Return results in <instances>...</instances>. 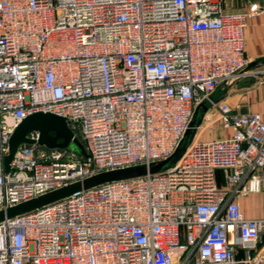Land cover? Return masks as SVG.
<instances>
[{"label":"built area","instance_id":"2783aa9c","mask_svg":"<svg viewBox=\"0 0 264 264\" xmlns=\"http://www.w3.org/2000/svg\"><path fill=\"white\" fill-rule=\"evenodd\" d=\"M260 7L220 0H0V211L94 174L173 154L196 106L249 61L243 32ZM226 138L192 139L155 173L81 190L0 222V264H264V112L225 102ZM62 117L84 146L48 149L39 131L3 158L27 116ZM216 170H223L218 184Z\"/></svg>","mask_w":264,"mask_h":264},{"label":"water","instance_id":"95a60500","mask_svg":"<svg viewBox=\"0 0 264 264\" xmlns=\"http://www.w3.org/2000/svg\"><path fill=\"white\" fill-rule=\"evenodd\" d=\"M262 61H264V59L251 61L244 67L239 69L236 74L241 75L245 72L251 71L258 63ZM238 78H240V76H235L232 79L224 80L220 84L224 86L222 92L224 93L226 91V88ZM219 86H217V88H219ZM222 98L223 95L217 92L215 93L214 91L207 100L200 102L196 106L193 117L189 122L183 137L179 141L173 154L168 158L150 163L148 165L141 164L120 169L103 171L86 177L80 182L70 184L45 195L39 196L35 199L0 211V222L6 219L30 213L36 209L71 196L81 190L91 189L110 182L132 180V178L140 177L148 173L160 172L168 168L173 161L179 158V156L183 153L185 147L192 141L196 129L200 125L205 112L209 108L220 102ZM32 130L39 131V138L37 140V143L41 146H44L45 148H64L70 142H72L74 147L82 156H87L83 144L77 138L73 137L72 132L70 131L67 123L62 117L51 113L37 112L24 118L10 136L8 142V150L3 158L4 171H9L13 153L20 143H33V140H30L26 137V134ZM50 132H53V134H51Z\"/></svg>","mask_w":264,"mask_h":264},{"label":"crops","instance_id":"0c3cea01","mask_svg":"<svg viewBox=\"0 0 264 264\" xmlns=\"http://www.w3.org/2000/svg\"><path fill=\"white\" fill-rule=\"evenodd\" d=\"M220 1L223 10L226 12L243 11L251 3L258 4L261 8L260 11L247 19V26L243 32L245 57L249 62L257 59H264V0ZM259 65L264 66V61L258 63L253 70H257ZM246 77H248V75L233 81L226 88L224 93L222 92L224 86L219 84L220 86L218 85L219 88L216 87L215 93L217 92L223 95L220 102L227 103L237 112H264V85L258 81L248 82ZM211 109H213L214 112L208 114ZM215 117V109L213 107L209 108L205 112L200 125L197 127L193 139L208 141L231 136V129L223 128ZM208 119H210V121L206 122ZM259 174L264 181V172H259ZM220 186H222V184ZM235 201L245 219H258L264 215L263 193H248L244 196L236 197ZM235 259L237 262L236 264H248L245 262L244 251L240 247L236 249Z\"/></svg>","mask_w":264,"mask_h":264},{"label":"rangeland","instance_id":"374dc122","mask_svg":"<svg viewBox=\"0 0 264 264\" xmlns=\"http://www.w3.org/2000/svg\"><path fill=\"white\" fill-rule=\"evenodd\" d=\"M264 66L263 65H259L258 69L257 70H261ZM247 81L248 82H254V81H258V82H261L262 85H264V74H261V73H257L255 75H248V77H246ZM214 110L211 109V111L208 112V114H211L213 113ZM211 116V115H210ZM210 119L206 120V122H209ZM51 134H53V132H50ZM70 147H74L73 143L70 144ZM218 170H216L217 172ZM223 175H224V172L223 170H219L217 173H216V176H217V180H218V184L219 185H223Z\"/></svg>","mask_w":264,"mask_h":264}]
</instances>
